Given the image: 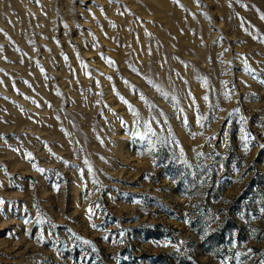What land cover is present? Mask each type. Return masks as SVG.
<instances>
[{"label": "rangeland", "instance_id": "obj_1", "mask_svg": "<svg viewBox=\"0 0 264 264\" xmlns=\"http://www.w3.org/2000/svg\"><path fill=\"white\" fill-rule=\"evenodd\" d=\"M262 146L264 0H0V264H260Z\"/></svg>", "mask_w": 264, "mask_h": 264}, {"label": "snow or ice", "instance_id": "obj_2", "mask_svg": "<svg viewBox=\"0 0 264 264\" xmlns=\"http://www.w3.org/2000/svg\"><path fill=\"white\" fill-rule=\"evenodd\" d=\"M245 70L251 72V69H250V68L245 69ZM157 90L160 91V89H157ZM161 95L164 96L165 99H168V94H167V93H164V92L161 91ZM121 99L123 100V97H121ZM141 99H142V100H145V97H144L143 95H141ZM172 99L175 100L174 97H173ZM204 99H205V101H207V100H208V97L205 96ZM124 103L127 104L128 102L125 100ZM146 103H147V101H146ZM148 106H149L150 108L155 107V105H152V104H149ZM174 106H175V105H174ZM129 110L132 111L134 115H137V116H138V113H136L135 109H134L131 105H129ZM161 114H163V113H161ZM153 119H155V117H153ZM198 122H199V121H198ZM146 127L148 128L149 133L155 134V133H154V130L151 128L150 123L146 122ZM134 134H135V133H134ZM241 139H242L243 141H245L244 147L247 148V147H248L247 141H248V139H249L248 134L245 133V134L241 137ZM262 147H264V146H262ZM197 155L200 156V155H203V154L198 153ZM185 163H186V162H185ZM39 171L43 172L44 169H39ZM91 211H92V209L90 208V209H89V212H91ZM261 212H264V208L261 209ZM213 219H214V218H213ZM92 227L95 228L96 225L93 224ZM250 252H251V250L249 249V253H250ZM240 256H241V253H239V252H237V253L235 254V257H234V258L236 259L237 264H240V260H239V257H240ZM221 264H228V260H227V259L223 260V261L221 262ZM260 264H264V259H262V260L260 261Z\"/></svg>", "mask_w": 264, "mask_h": 264}]
</instances>
